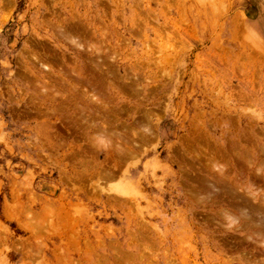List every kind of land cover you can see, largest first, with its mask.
<instances>
[{"label":"rangeland","instance_id":"374dc122","mask_svg":"<svg viewBox=\"0 0 264 264\" xmlns=\"http://www.w3.org/2000/svg\"><path fill=\"white\" fill-rule=\"evenodd\" d=\"M0 264H264V0H0Z\"/></svg>","mask_w":264,"mask_h":264},{"label":"bare ground","instance_id":"6f19581e","mask_svg":"<svg viewBox=\"0 0 264 264\" xmlns=\"http://www.w3.org/2000/svg\"><path fill=\"white\" fill-rule=\"evenodd\" d=\"M92 97V96H91ZM95 97V96H94Z\"/></svg>","mask_w":264,"mask_h":264}]
</instances>
